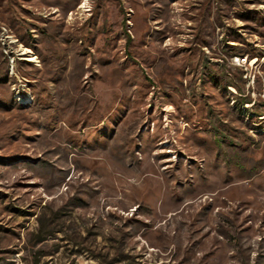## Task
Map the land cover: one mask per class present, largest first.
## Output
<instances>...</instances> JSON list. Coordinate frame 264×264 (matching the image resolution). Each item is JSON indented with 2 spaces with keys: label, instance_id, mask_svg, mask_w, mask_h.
<instances>
[{
  "label": "rangeland",
  "instance_id": "obj_1",
  "mask_svg": "<svg viewBox=\"0 0 264 264\" xmlns=\"http://www.w3.org/2000/svg\"><path fill=\"white\" fill-rule=\"evenodd\" d=\"M0 264H264V0H0Z\"/></svg>",
  "mask_w": 264,
  "mask_h": 264
},
{
  "label": "bare ground",
  "instance_id": "obj_2",
  "mask_svg": "<svg viewBox=\"0 0 264 264\" xmlns=\"http://www.w3.org/2000/svg\"><path fill=\"white\" fill-rule=\"evenodd\" d=\"M26 60L29 61V62H33V61H34V58L29 57V58H27Z\"/></svg>",
  "mask_w": 264,
  "mask_h": 264
}]
</instances>
